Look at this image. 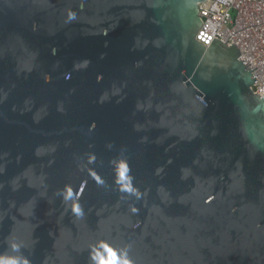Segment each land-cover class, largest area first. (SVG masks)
<instances>
[{"label": "water", "instance_id": "95a60500", "mask_svg": "<svg viewBox=\"0 0 264 264\" xmlns=\"http://www.w3.org/2000/svg\"><path fill=\"white\" fill-rule=\"evenodd\" d=\"M204 1L0 0V264H264V95Z\"/></svg>", "mask_w": 264, "mask_h": 264}, {"label": "built area", "instance_id": "2783aa9c", "mask_svg": "<svg viewBox=\"0 0 264 264\" xmlns=\"http://www.w3.org/2000/svg\"><path fill=\"white\" fill-rule=\"evenodd\" d=\"M202 25L196 39L234 44L240 60L252 70L255 93L264 95V0H205L199 3Z\"/></svg>", "mask_w": 264, "mask_h": 264}, {"label": "clouds", "instance_id": "9594fccd", "mask_svg": "<svg viewBox=\"0 0 264 264\" xmlns=\"http://www.w3.org/2000/svg\"><path fill=\"white\" fill-rule=\"evenodd\" d=\"M75 211L79 212L80 209L77 207L75 209ZM133 211H135V209H133ZM12 264H15V262H12ZM105 264H113V260L111 258L105 260ZM123 264H129V262L127 260L123 261Z\"/></svg>", "mask_w": 264, "mask_h": 264}]
</instances>
